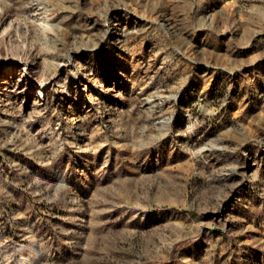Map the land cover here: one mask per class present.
I'll use <instances>...</instances> for the list:
<instances>
[{"label":"rangeland","instance_id":"obj_1","mask_svg":"<svg viewBox=\"0 0 264 264\" xmlns=\"http://www.w3.org/2000/svg\"><path fill=\"white\" fill-rule=\"evenodd\" d=\"M11 72L0 264H264V0H0Z\"/></svg>","mask_w":264,"mask_h":264},{"label":"bare ground","instance_id":"obj_2","mask_svg":"<svg viewBox=\"0 0 264 264\" xmlns=\"http://www.w3.org/2000/svg\"><path fill=\"white\" fill-rule=\"evenodd\" d=\"M13 60H14V58H13ZM13 70L14 69L12 68L11 71H13ZM19 70L21 72H23L22 77H26V72L28 69L24 67V68H20ZM12 74L13 73L11 72L10 76L3 81L2 84L5 85L4 86L5 88H4L3 92H1L0 94L1 95H4V94H7V95H10V94L25 95V97L29 96L31 93L32 83H28L27 88L20 90L19 86L14 85L12 83V81H11V78H13Z\"/></svg>","mask_w":264,"mask_h":264}]
</instances>
